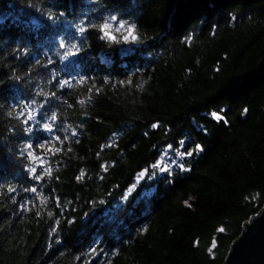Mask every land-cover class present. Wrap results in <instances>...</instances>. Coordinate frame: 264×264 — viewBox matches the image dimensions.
I'll list each match as a JSON object with an SVG mask.
<instances>
[{
	"label": "trees",
	"instance_id": "obj_1",
	"mask_svg": "<svg viewBox=\"0 0 264 264\" xmlns=\"http://www.w3.org/2000/svg\"><path fill=\"white\" fill-rule=\"evenodd\" d=\"M263 205L264 0H0V264H223Z\"/></svg>",
	"mask_w": 264,
	"mask_h": 264
},
{
	"label": "snow or ice",
	"instance_id": "obj_2",
	"mask_svg": "<svg viewBox=\"0 0 264 264\" xmlns=\"http://www.w3.org/2000/svg\"><path fill=\"white\" fill-rule=\"evenodd\" d=\"M118 19V18H117ZM121 28L125 29V32H126V35H124L123 39L125 41H135L138 39V36L135 34V27L134 26H129L127 25L126 23H122L121 24ZM99 29L100 31L103 33V38L105 39H108L110 41H113V42H116L117 41V36H116V30L114 29V26L111 24V23H104L102 25H99ZM86 29H81V31H85ZM78 54V51L76 48H73L72 51L69 52L68 55H76ZM84 81H81V83H83ZM70 82L69 81H65L64 84H61L60 85V88H64L65 86H68ZM84 101H82L83 103ZM246 111V110H245ZM20 116L24 117L23 119V123L25 124H28L31 120H34L35 119V115L36 113L34 111H32L31 109L28 111V112H20L19 113ZM212 116L214 119L216 120H223L224 117L222 115H220L219 113L217 112H213L212 113ZM157 127L156 124L153 125V128ZM42 128L43 130H45L46 132L48 133H52L53 132V126L49 123H44L42 125ZM27 131L30 133L32 131V128L29 127L27 129ZM73 136L76 135V132L75 133H72ZM60 137L59 136H56L55 137V140L56 141H60ZM171 147V146H169ZM40 148L41 149H44L45 148V145L41 144L40 145ZM33 149V145L32 144H27L25 146V152L28 156V158L30 160L33 161V163H37L39 162V165H40V171L42 172L41 175H36L38 169L37 167H32L30 169V172L31 174L35 177V179L37 180H43L45 178V176H51L52 174V169L50 167H44V164L46 162V155H41V156H37L34 151H32ZM60 149L57 148L56 151H59ZM203 150V146L202 145H196L195 146V149L193 151H188V152H185V153H181L182 156H192L194 155L195 153L199 152V151H202ZM53 149L51 146L48 147V152H52ZM180 167H184V165L180 164L179 165ZM153 167H159L160 168V171H163V172H166V171H169V166L167 164H164L163 166H160L159 164H155L153 165ZM185 170H187L185 168ZM147 171V169L145 170V172ZM145 172H141L140 173V176L138 177L139 178H142L145 174ZM83 172L81 173V177H83ZM133 188H135V185L132 186ZM10 191H12V189H10ZM32 192H36L37 189L34 187L31 189ZM131 191V189H130Z\"/></svg>",
	"mask_w": 264,
	"mask_h": 264
},
{
	"label": "water",
	"instance_id": "obj_3",
	"mask_svg": "<svg viewBox=\"0 0 264 264\" xmlns=\"http://www.w3.org/2000/svg\"><path fill=\"white\" fill-rule=\"evenodd\" d=\"M223 264H264V205L243 224Z\"/></svg>",
	"mask_w": 264,
	"mask_h": 264
},
{
	"label": "rangeland",
	"instance_id": "obj_4",
	"mask_svg": "<svg viewBox=\"0 0 264 264\" xmlns=\"http://www.w3.org/2000/svg\"><path fill=\"white\" fill-rule=\"evenodd\" d=\"M169 158L165 155V156H163L162 157V159L160 160V162H159V165H161V166H163L164 164H169V160H168Z\"/></svg>",
	"mask_w": 264,
	"mask_h": 264
}]
</instances>
